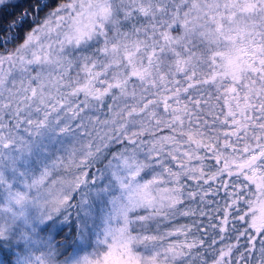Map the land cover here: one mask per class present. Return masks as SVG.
I'll return each mask as SVG.
<instances>
[{"label":"snow or ice","instance_id":"1","mask_svg":"<svg viewBox=\"0 0 264 264\" xmlns=\"http://www.w3.org/2000/svg\"><path fill=\"white\" fill-rule=\"evenodd\" d=\"M0 264H264V0H0Z\"/></svg>","mask_w":264,"mask_h":264},{"label":"trees","instance_id":"2","mask_svg":"<svg viewBox=\"0 0 264 264\" xmlns=\"http://www.w3.org/2000/svg\"><path fill=\"white\" fill-rule=\"evenodd\" d=\"M215 103V101L213 102ZM223 198H224V193L221 192L220 193V197L218 198L219 199V204L220 206L222 207L223 206ZM215 215V213L213 214ZM192 217H181L178 221H176L175 223H191L192 221ZM207 223V221H205V224ZM195 230V229H194ZM173 239H176V238H173Z\"/></svg>","mask_w":264,"mask_h":264}]
</instances>
